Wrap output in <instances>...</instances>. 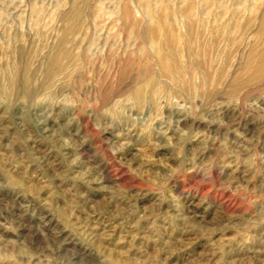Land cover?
Masks as SVG:
<instances>
[{
    "label": "rangeland",
    "instance_id": "1",
    "mask_svg": "<svg viewBox=\"0 0 264 264\" xmlns=\"http://www.w3.org/2000/svg\"><path fill=\"white\" fill-rule=\"evenodd\" d=\"M0 264H264V0H0Z\"/></svg>",
    "mask_w": 264,
    "mask_h": 264
},
{
    "label": "bare ground",
    "instance_id": "2",
    "mask_svg": "<svg viewBox=\"0 0 264 264\" xmlns=\"http://www.w3.org/2000/svg\"><path fill=\"white\" fill-rule=\"evenodd\" d=\"M44 114V113H43ZM93 260V259H92Z\"/></svg>",
    "mask_w": 264,
    "mask_h": 264
}]
</instances>
